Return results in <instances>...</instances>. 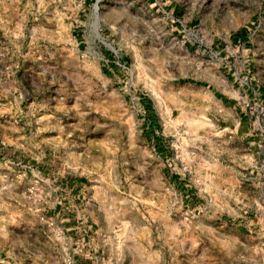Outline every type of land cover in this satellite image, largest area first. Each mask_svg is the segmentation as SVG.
I'll list each match as a JSON object with an SVG mask.
<instances>
[{"label": "rangeland", "instance_id": "rangeland-1", "mask_svg": "<svg viewBox=\"0 0 264 264\" xmlns=\"http://www.w3.org/2000/svg\"><path fill=\"white\" fill-rule=\"evenodd\" d=\"M0 264H264V0H0Z\"/></svg>", "mask_w": 264, "mask_h": 264}]
</instances>
